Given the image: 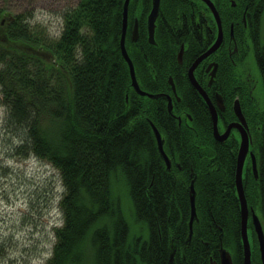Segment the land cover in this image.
Listing matches in <instances>:
<instances>
[{"label": "trees", "instance_id": "1", "mask_svg": "<svg viewBox=\"0 0 264 264\" xmlns=\"http://www.w3.org/2000/svg\"><path fill=\"white\" fill-rule=\"evenodd\" d=\"M123 1L78 0L64 10L61 32L52 37L34 28L30 12H10L24 0H1L0 99L5 124L20 152L46 160L57 170L63 189L62 223L54 228L44 264H169L171 245L174 262L185 251L188 264H209L210 253L220 243L233 264H243L234 183L236 141L213 138L210 113L194 89H183L170 113L164 98L134 91L120 50ZM183 3L162 0L160 13L170 15L174 25ZM133 8L131 0L129 15ZM144 18L139 21L143 31ZM126 36L125 49L140 88L152 93L169 90L168 73L159 79L152 69L160 63L177 65L178 47L167 46L161 55L165 48L159 36L152 46L144 35L137 48ZM218 82H226L227 87L217 91L230 110L232 73L219 72ZM149 122L162 135L171 170L159 155ZM249 122L264 172V103ZM112 177L125 181L134 221L147 229V237L142 232L130 236L120 200L111 194ZM192 180L197 220L187 248ZM244 185L248 205L261 212L264 229L263 185L252 175ZM253 238L251 261L260 264ZM4 243L0 241V263L7 256ZM216 256L214 252L212 259Z\"/></svg>", "mask_w": 264, "mask_h": 264}, {"label": "flooded vegetation", "instance_id": "2", "mask_svg": "<svg viewBox=\"0 0 264 264\" xmlns=\"http://www.w3.org/2000/svg\"><path fill=\"white\" fill-rule=\"evenodd\" d=\"M132 1L134 4V8L131 15H129V13L127 12L128 23L126 29V37L131 44V47L136 46L137 48L138 42L143 39L144 35L146 36L147 43L152 46L157 45V38L159 36V39L163 42V47L165 48L160 51L161 55L164 54V51L166 52L168 50L167 48L172 44H174V47H178L176 53L177 65L168 66L165 63H160V65H156V67L152 69V71L157 74V78L159 79L163 78L164 73H168L167 83L169 86V90L156 93L149 92L152 94H160V96L158 97L164 98L166 100L167 106L170 98L172 108L174 107L175 102H179L181 100V91L183 89H186V92L189 88H191L194 89L201 102L204 103L210 113L209 105L204 101L199 91L192 85L189 79L188 72L190 68H192L193 64L216 42L218 36L220 35V43L218 47L207 57L198 61V63L192 70V74L197 85L200 86V88L204 91L211 104L215 108V111L217 113V129L219 134H223L227 127L232 125L227 138L219 141L213 136L212 121V136L218 142H225L230 139H235L237 144L236 167L237 154L241 139L238 127V125H241V120L234 112V104L238 103L241 115L244 120L243 123L246 126V132L250 140L249 149L244 160L242 172V186L247 202L244 183L248 175H252L258 184L262 183L264 188V172L260 170L261 168L259 166L260 160L258 154V144L256 149L254 150L253 137L256 135L254 132V127L249 122V119L257 116V113L260 112L262 104L264 103V0H209L217 13V18L214 15L212 8L204 0H173L176 3H180L182 1L184 2L182 9H179L177 13L175 12L174 25L171 23L170 15L168 17H164L161 15L160 8L162 0H160L159 13L155 21L153 42H150L148 40L147 32V16L151 10L152 0ZM138 3L142 6L140 7V9ZM148 4L149 8L145 11V8H147L146 6ZM142 17H145L144 19L146 21L145 31L142 30L141 24L139 23L140 18ZM135 24L137 27L136 38L132 34ZM181 48L182 54L181 60L179 62L177 56ZM214 67H216L215 75L211 79V73ZM223 71L226 73L227 71H230L233 78V86L231 87L234 91V99L231 104L230 110L226 107L223 95L220 94L219 91H217V88L219 86L227 87L226 82L224 84H221L222 82H218V74L219 72ZM170 80L173 83L175 91H173L172 89ZM259 81L260 89L262 90L261 97L258 96L259 93L257 91ZM216 95H219L222 99L221 104H218L216 102ZM184 115L186 116L187 120H191V114L185 112ZM176 118L178 120V125H180L182 121L181 114L176 115ZM210 118L212 120L211 113ZM255 130L261 133V126H255ZM250 153L255 159L257 170L256 175H254L252 171V160ZM171 168L168 170H171ZM246 204L249 212L247 233L250 241V247H253V234L255 239L256 235L252 223V214H255L257 216L262 225V228L263 220L261 212L259 210L254 209L252 206L248 205V202ZM192 237L190 238V240L186 238L187 248L192 244ZM202 244L208 246L207 242H203ZM221 247L226 249L220 243L218 249L214 251L217 253V256L213 259L212 255L214 252L210 253L211 256H209V264H219V251ZM207 250V252H210L209 247H207ZM257 250L259 255V249ZM179 255L180 256L178 260L174 262L172 259L173 262L171 261L170 264H188L185 251H180ZM259 262L261 264V260Z\"/></svg>", "mask_w": 264, "mask_h": 264}, {"label": "rangeland", "instance_id": "3", "mask_svg": "<svg viewBox=\"0 0 264 264\" xmlns=\"http://www.w3.org/2000/svg\"><path fill=\"white\" fill-rule=\"evenodd\" d=\"M77 1L24 0L10 12H30L29 21L36 30L56 37L63 26L62 13ZM257 91L261 97L260 81ZM5 113L0 99V241L7 249L0 264H44L53 246L54 228L62 223L60 177L46 160L17 149L18 140L7 129ZM111 194L120 200L130 236L142 232L147 237V229L141 230L134 221L132 201L122 178L112 177Z\"/></svg>", "mask_w": 264, "mask_h": 264}, {"label": "water", "instance_id": "4", "mask_svg": "<svg viewBox=\"0 0 264 264\" xmlns=\"http://www.w3.org/2000/svg\"><path fill=\"white\" fill-rule=\"evenodd\" d=\"M204 1L206 3H208V5L212 8V11L214 12V15L217 18V13H216L214 7L212 6L211 2L209 0H204ZM129 2H130V0H124L123 1L122 32H121V38H120L121 55H122L124 61L126 62L127 66H128L130 79H131V87L134 89V91L137 94H139L140 96H146L149 98H156V97L160 96V94H152V93H149L147 91L142 90L139 87L138 82L136 80V75H135V70H134L132 60L130 59V57H129L126 49H125L124 41H125V34H126V29H127V12H128ZM151 4H152L151 10L147 16V32H148V40L150 42H153L155 21H156V18L158 16V13H159L160 0H152ZM136 31H137V27L135 24L134 30L132 32V34L135 38H136ZM219 43H220V35L218 36L216 42L206 51V53H204L193 64L192 68H190V70L188 72V75H189V79H190L192 85L199 91V93L202 95L204 101L209 105L210 113H211V117H212V121H213V136L217 140L222 141L225 138H227L229 130H230L232 125L228 126L223 134H219L218 129H217V113L215 111V108L211 104L209 98L204 93V91L200 88V86L197 85V83L193 77V74H192V70L196 66L198 61L207 57L212 52H214L215 49L218 47ZM181 54H182V48L180 49L178 56H177V59L179 62L181 60ZM215 68L216 67H214V69L211 73V79L215 75ZM170 84L172 85L173 91H175V89L173 87V83L171 80H170ZM216 102L218 104H221V102H222V99L220 98L219 95H216ZM171 110H172V106H171V101L169 98L168 111L171 112ZM234 112L238 116V118L241 120L240 124L243 125V126L238 125L241 139H240V144H239V149H238V154H237V167H236V172H235L236 191H237V196H238L239 205H240V213H241L240 214V222H241L240 237H241V245H242V251H243V264H252L251 247H250V241H249L248 233H247V223H248V213L249 212L247 209V204H246L247 202H246V199L244 196V191H243V186H242L243 164H244L246 154L248 153L250 140H249L248 134L246 132V126L243 123L244 120H243V117L241 115V111H240V108L238 106V103L234 104ZM149 123L151 125L153 134L155 136L159 155L162 158V160L164 161L167 169H170L171 163H170V160L164 151V148H163L164 140L161 136V133L154 126V124L152 122H149ZM250 156H251V160H252V171H253L254 175H256L257 170H256L255 159L251 153H250ZM195 220H197V215H196V209H195V190H194L193 180H192V182L190 184V217H189V222H188V232H189L188 237H187L188 240H190V238L192 237V225H193V222ZM252 223L254 226L256 240L258 243V249H259L261 264H264V231H263V228H262L260 221L258 220V218L255 214H252ZM169 251H170V259H169V264H170L172 259H173L174 252H175L174 245L170 246ZM219 259H220L219 264H233L232 257L230 255V253L222 247L220 248V251H219Z\"/></svg>", "mask_w": 264, "mask_h": 264}]
</instances>
